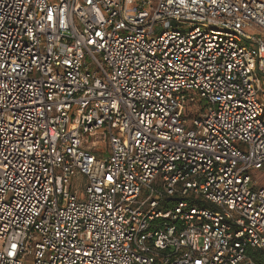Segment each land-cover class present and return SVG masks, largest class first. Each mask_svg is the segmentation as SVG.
Masks as SVG:
<instances>
[{"label": "built area", "instance_id": "2783aa9c", "mask_svg": "<svg viewBox=\"0 0 264 264\" xmlns=\"http://www.w3.org/2000/svg\"><path fill=\"white\" fill-rule=\"evenodd\" d=\"M256 171L264 0H0V264H264Z\"/></svg>", "mask_w": 264, "mask_h": 264}, {"label": "rangeland", "instance_id": "374dc122", "mask_svg": "<svg viewBox=\"0 0 264 264\" xmlns=\"http://www.w3.org/2000/svg\"><path fill=\"white\" fill-rule=\"evenodd\" d=\"M244 43L250 45L251 44V40L250 39H244ZM101 146L107 147V143L106 142H102ZM254 176L258 177L260 179H263V182H264V172L263 171H256L254 173ZM74 186L78 189L80 195L84 196L83 184L82 183H76V185H75V183H74Z\"/></svg>", "mask_w": 264, "mask_h": 264}]
</instances>
